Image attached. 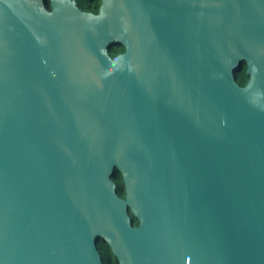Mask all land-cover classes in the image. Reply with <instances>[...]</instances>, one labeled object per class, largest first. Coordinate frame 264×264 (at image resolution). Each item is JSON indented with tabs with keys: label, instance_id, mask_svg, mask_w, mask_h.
Wrapping results in <instances>:
<instances>
[{
	"label": "water",
	"instance_id": "obj_1",
	"mask_svg": "<svg viewBox=\"0 0 264 264\" xmlns=\"http://www.w3.org/2000/svg\"><path fill=\"white\" fill-rule=\"evenodd\" d=\"M98 240L264 264V0H0V264H104Z\"/></svg>",
	"mask_w": 264,
	"mask_h": 264
},
{
	"label": "trees",
	"instance_id": "obj_2",
	"mask_svg": "<svg viewBox=\"0 0 264 264\" xmlns=\"http://www.w3.org/2000/svg\"><path fill=\"white\" fill-rule=\"evenodd\" d=\"M77 5L84 9V10H89V11H96L98 7L99 0H75ZM122 45H113L110 48V54L115 55L118 52H121L123 50ZM248 76L245 74V66L244 64L239 68V70L236 72V81L238 82L239 85H244L245 82L247 81ZM114 181L117 184L116 191L119 196L124 195V190H123V182L120 174L117 172L114 176ZM132 216V215H131ZM133 223L136 225L137 219L132 216ZM97 248L102 256L104 264H118L116 257L112 254L110 251L108 245L104 243L102 240L97 241Z\"/></svg>",
	"mask_w": 264,
	"mask_h": 264
},
{
	"label": "flooded vegetation",
	"instance_id": "obj_3",
	"mask_svg": "<svg viewBox=\"0 0 264 264\" xmlns=\"http://www.w3.org/2000/svg\"><path fill=\"white\" fill-rule=\"evenodd\" d=\"M100 2H101V0H99L97 10H96V11H92V12H97V11H98V8H99V5H100ZM88 11H89V10H88ZM122 51H123V50H122ZM122 51H121V52H122ZM118 53H120V52H118ZM118 53H117V54H118ZM115 55H116V54H115ZM112 56H114V55H112Z\"/></svg>",
	"mask_w": 264,
	"mask_h": 264
}]
</instances>
